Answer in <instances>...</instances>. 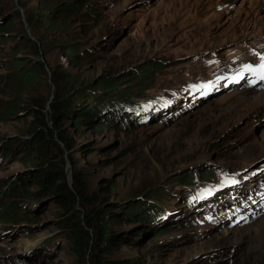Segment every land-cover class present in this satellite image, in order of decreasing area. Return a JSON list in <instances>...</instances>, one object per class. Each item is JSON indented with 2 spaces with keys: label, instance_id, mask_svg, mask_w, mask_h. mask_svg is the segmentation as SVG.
I'll return each mask as SVG.
<instances>
[{
  "label": "rangeland",
  "instance_id": "1",
  "mask_svg": "<svg viewBox=\"0 0 264 264\" xmlns=\"http://www.w3.org/2000/svg\"><path fill=\"white\" fill-rule=\"evenodd\" d=\"M68 5L76 7L66 16L61 9ZM0 23V32L9 34L0 45V145L6 149L0 147V258L76 264L51 197L32 196L41 170L18 142L32 118L31 99L43 100L49 108L66 75V82L75 84L73 91H79L77 97L88 89L91 94H140L184 82L183 71H196L189 64L196 54L223 55L235 45L264 43V0H0ZM24 35L28 42L19 45ZM33 44L40 46L39 56L32 54ZM61 54L69 56L63 64ZM74 58L77 66L72 65ZM33 60H41L47 74L16 97L13 68ZM102 100H74L63 129L76 145L63 157L65 180L71 178L67 186L72 189L82 170L83 190L99 202L105 199L109 216L112 206L124 215L127 200L162 189L177 196L163 201L164 209L181 208L180 176L193 167L199 174H211L264 163V85L221 92L165 123L152 120L125 128L117 118L113 123L80 119L85 113L81 107L99 108ZM112 114L115 110L106 109L98 118ZM72 170L78 173L73 176ZM8 208L9 216L2 220ZM76 210L89 211L81 206ZM147 210L145 216H150ZM171 222L159 237L137 218H108L111 235L119 242L114 256L137 264H264V213L227 230ZM223 232L228 236L214 239Z\"/></svg>",
  "mask_w": 264,
  "mask_h": 264
},
{
  "label": "trees",
  "instance_id": "2",
  "mask_svg": "<svg viewBox=\"0 0 264 264\" xmlns=\"http://www.w3.org/2000/svg\"><path fill=\"white\" fill-rule=\"evenodd\" d=\"M68 6L69 7L61 9L62 12L67 14L66 16H69L76 7V5ZM8 35L7 31L5 34L0 32V45L2 42L8 41ZM20 39L21 42L19 45L28 42L27 36L25 35L21 36ZM13 47L18 46L14 43ZM32 49V54L35 56L40 55V46L38 44H33ZM61 55L59 60L63 64L66 60L68 61L69 56ZM40 61L41 60H33L28 62L25 67L20 68L17 66L13 68L14 76H12V80H14L18 86L15 90L16 97L21 95L25 85L35 82L37 79L47 74V72H45V66L42 65ZM71 62L72 65L77 66L79 60L74 58ZM54 71L55 70L52 69L53 73H51V75L56 78L58 73H54ZM143 71H145V69ZM66 80H68L67 75L65 78L61 79V82H63V84H61V89L59 93H57L56 98L51 102L49 108L45 107L43 100L41 101L38 98L31 99V107L33 109L31 113L32 118L28 123L27 133L23 137L24 140L22 141V138L18 140L24 151L26 150L25 147H27L29 151L28 160L35 164V168L37 167L41 170L35 176L39 184L38 191L33 193L32 196L38 200L51 197V201H53L55 209L58 211L59 219L61 220L59 223V227L61 228L60 232L64 235L76 264H137L133 259L119 260L114 256V250H117L119 242L116 240V237L111 235L110 227L107 225L106 221L108 218H113L114 216L118 217V215H121V219L126 218V220L129 221L128 217L124 215L133 213L140 208L143 205L142 198L144 199L145 197L142 196L141 199L127 200V203L122 205L124 215L120 214V212L116 210L117 208L112 206L113 213L109 216V211L105 213L106 210L104 211L103 207V203H106V200L100 199L99 202L98 199H94V196L87 194L85 190H83L84 186L81 185L80 179L82 177L84 178V174L82 170L78 171L79 174H81L79 176L75 175L78 172L73 174V170L76 169V167L72 160L70 163L73 168L72 174L73 176L75 175V180H73L72 189L67 186L68 183L66 182L67 180H65L66 163L63 156L65 150H72L76 144L72 137L67 134V130L63 129V124L66 123L69 117L68 111L72 108L74 99L79 94V91L74 90V92L72 87L75 86V84H70L66 82ZM69 90L70 93H73V96L69 95ZM108 92V90H103L101 92L92 93V100H96L99 97H103L104 100L97 103V105L100 106L99 108H95L92 105L89 107H81V111L85 113H80V119H85L88 118L87 116H90L92 120L100 123H113L116 118H98V114L107 109V97L105 95ZM48 122H52V126H49L47 124ZM123 128L125 127L123 126ZM0 147L3 146L0 145ZM2 149H4V151L6 150L4 147ZM187 175H189V172ZM85 187L87 188L86 180ZM77 206H81L84 209L88 208L89 211L87 210L81 213L76 210ZM9 210L8 208L3 213L2 220L8 218L9 215L7 212ZM142 217H140L141 222L145 220L144 213ZM156 234H158L159 237L163 235L162 233ZM24 261L27 264H33L29 261Z\"/></svg>",
  "mask_w": 264,
  "mask_h": 264
},
{
  "label": "bare ground",
  "instance_id": "3",
  "mask_svg": "<svg viewBox=\"0 0 264 264\" xmlns=\"http://www.w3.org/2000/svg\"><path fill=\"white\" fill-rule=\"evenodd\" d=\"M0 42H1V40H0ZM208 99V98H207ZM206 101V100H205ZM142 116H146V115H142ZM208 203V202H207ZM207 205V204H206ZM206 205H205V209L207 208L206 207ZM147 230V229H146ZM228 236V234H226L225 232H223V233H221V234H217L215 237H214V239L215 240H222V238H225V237H227ZM32 253V252H31Z\"/></svg>",
  "mask_w": 264,
  "mask_h": 264
},
{
  "label": "water",
  "instance_id": "4",
  "mask_svg": "<svg viewBox=\"0 0 264 264\" xmlns=\"http://www.w3.org/2000/svg\"><path fill=\"white\" fill-rule=\"evenodd\" d=\"M258 162H260V161H258ZM70 179H71V178H68V180H67L68 183H69Z\"/></svg>",
  "mask_w": 264,
  "mask_h": 264
}]
</instances>
